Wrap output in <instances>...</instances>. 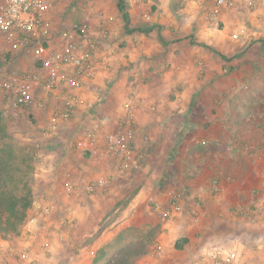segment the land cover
<instances>
[{
  "label": "crops",
  "instance_id": "1",
  "mask_svg": "<svg viewBox=\"0 0 264 264\" xmlns=\"http://www.w3.org/2000/svg\"><path fill=\"white\" fill-rule=\"evenodd\" d=\"M86 2L105 13L110 37L101 40L100 49L111 54L113 62L110 70L96 78L74 81L72 89L78 90L85 101L75 119L107 118L109 123L104 130H117L123 114L122 104L134 89L142 97L135 117L140 125L145 124L144 111L156 105L155 93H170L177 87L182 98L192 106L195 102H204L210 108L219 102L223 108L237 100L244 110L240 119H184V126L196 135L187 146L183 137L179 139L178 191L184 196L171 219L164 220L156 210L160 220L153 221L148 216L135 223L137 219L130 210L144 206L143 198L152 192L143 186L138 198L128 205L130 213L99 233L95 249L65 244L76 238L77 221L75 230L74 226L63 230L60 238L53 239L48 252H38L37 264H119V260H123L121 264H192L197 256L219 248L238 251L239 264H264V215L261 214L264 203V3L253 11L223 13L221 24L238 30L232 36L218 37L213 36L216 27L209 25L201 14V19L198 18V9L191 4L175 11L177 6H170L171 0H159L160 10L154 12L152 21L146 22L143 12L125 1L129 6L126 23L116 0ZM48 13L46 18H51ZM248 28L260 35L253 46H250L252 37L248 36ZM187 29L192 30L190 34ZM93 32L98 35L96 30ZM191 38H196L195 43ZM113 42L120 45L117 51L111 46ZM200 42L219 50L221 55ZM230 43L240 48L236 57L227 60ZM169 62L172 66L167 68ZM227 68L237 77L236 88L224 83ZM200 71L206 76L205 81L200 80ZM232 88L240 93L236 95L237 91L232 92ZM101 133L100 139L105 136ZM136 140L140 142L137 134ZM96 148L94 145L90 152L97 151ZM70 154L62 149V160H55L57 165L51 168L56 177L57 173L61 174L64 161L68 165L62 172L64 180L66 174L73 177L75 173L87 175L98 170V154ZM185 156H189V164L183 159ZM43 159L42 164L48 160L44 155ZM149 166L146 163L143 170L147 172ZM214 182L220 185L217 193L213 191ZM156 198V204L163 207L168 200ZM196 201L202 205L200 218L191 213ZM239 206L256 208L258 213L241 215L237 213ZM64 209L73 215L74 223L76 218H81V207L70 205ZM156 241L161 245L159 251L154 248Z\"/></svg>",
  "mask_w": 264,
  "mask_h": 264
},
{
  "label": "rangeland",
  "instance_id": "2",
  "mask_svg": "<svg viewBox=\"0 0 264 264\" xmlns=\"http://www.w3.org/2000/svg\"><path fill=\"white\" fill-rule=\"evenodd\" d=\"M49 1L52 2L53 8L48 13L51 18L47 17V21L50 25L52 43L58 47L61 44L63 29L81 20L92 6L86 5V0ZM172 4L177 6L175 11H178V7L183 8L181 0H171L169 5L171 6ZM125 7V10L129 8L127 5ZM200 14H198V18L200 17L201 19L202 14ZM182 24L186 26L185 21ZM187 30L189 34L192 31L191 29ZM236 30L238 29L233 26L227 28L224 24H220L214 31L213 36H232L231 34ZM247 31L248 36L252 37L250 46H253L260 39V35L250 32V28ZM191 40L192 43H195L196 38H191ZM200 43L204 47L209 48V50L214 51L216 55L219 56L221 54L219 50L214 49L212 46L206 45L204 42ZM112 45L116 51L120 47L119 44L114 45V42L111 43ZM238 48L240 47L235 46L234 43H230L229 49L226 51L228 54L225 56L226 59L232 60L233 57H236L239 53ZM2 65L14 72L31 71L36 68L32 56L25 54L21 49L11 51L2 61ZM131 66H133V63ZM171 66L172 64L169 62L166 67L170 68ZM226 70L225 77H228L227 82L224 83L233 85L232 87L236 88L237 77L232 75L234 71L228 68ZM201 72H199V78L205 81L206 76ZM234 88H232V92L237 91L236 89L233 91ZM131 92L138 94L135 89ZM238 93L240 91H237L236 95ZM154 97L156 98V105L144 111L145 119H143V123L145 124L140 125L136 121L134 123V141L137 155L142 158L141 169L121 173L116 182L106 191L99 190L92 194H82L75 200L67 196L64 190V176L62 172L68 168V165H65L66 162L61 163V174L57 173V177L55 176L56 172H53L51 167L57 165L55 160H57L56 162L62 160L60 153L62 149H65L72 155L82 154L90 156V154H98L97 158L100 161L98 170L87 175L75 173L73 178L78 182L86 183L97 175L107 174L113 170V162L108 158H104L102 154L104 136L95 142L97 151L94 150L91 153L86 148L79 146V142L83 141L85 136L84 132L86 128L98 116H92L91 119H75V115H73L72 119L67 122L59 119L53 120L51 110L56 105H59V102L54 105L51 104L49 108L43 110L26 108L16 112V110H7L0 97V192L5 189L24 199H31V206L27 209L26 216L35 204H42L44 202L53 203L55 211L51 217L52 223L56 225L55 222H57V226L61 227L64 231L69 229V227H65L66 215H70L75 221L73 215L66 213L64 208L70 205L81 207L79 212L81 218H78V220L76 218L73 227L74 229L78 221V225L75 228L78 230V234L72 242H65V244L79 248L85 246L88 250L95 249V240L100 232L110 229L115 220H122V216L131 211L134 212L137 219L135 223H138L142 217L148 216L153 217V221L156 219L160 220L157 217L159 216L158 211L156 212V197L168 198L167 203L164 204V207H166L169 206L172 195L178 192V173L180 168V161L178 159L179 139L183 137L184 144L187 146L192 143L191 139L196 135L195 132H191L187 127L188 130H183L185 128L184 119H240L243 115L242 110L244 109L238 105L237 100L231 106L223 108L219 102H216L214 107L210 108H207L206 105L204 106V102H195L192 106L182 98L183 96L178 87L170 93L157 92ZM140 98V105L135 112L134 119H136V113L142 104V97L140 96ZM121 115L123 117L122 113ZM223 116L224 118H222ZM98 118L100 119V117ZM104 128L105 126L102 133L100 132L102 135L108 132ZM136 134L140 140L139 143L136 140ZM204 145L203 143L202 146ZM87 151L89 154H87ZM38 154L47 156L48 160L42 164L38 158ZM183 159L189 164V156H185ZM146 163L151 165L147 172L143 170ZM10 177L12 178L9 179ZM143 186L152 191L149 196H143L145 197L143 198L145 200L144 206L134 208L128 212L129 203L133 199L138 198ZM21 203L22 200H20ZM3 218L4 216L2 220ZM62 218L64 219L62 220ZM22 224L18 226L17 230H5L3 226H0V240L17 247ZM79 233L81 236H78ZM119 261H121L119 263L121 264L123 260Z\"/></svg>",
  "mask_w": 264,
  "mask_h": 264
},
{
  "label": "built area",
  "instance_id": "3",
  "mask_svg": "<svg viewBox=\"0 0 264 264\" xmlns=\"http://www.w3.org/2000/svg\"><path fill=\"white\" fill-rule=\"evenodd\" d=\"M125 1L130 7L140 9L146 22L152 21L154 12L160 10L159 0ZM262 3L264 0H181L183 6L194 5L205 21L216 28L221 24L223 13L257 10ZM52 8L53 4L49 0H0V97L7 110L16 112L26 108L43 110L53 103H62L63 107L56 105L53 108V120L67 122L85 104L79 91L72 89L74 81L96 78L112 67L113 56L100 49L101 40L110 37V27L105 13L91 7L81 20L63 29L61 44L57 47L52 43L46 18ZM14 49H21L31 55L36 68L14 72L2 65L5 54ZM140 100L139 94L130 92L122 104L123 117L119 121V128L105 133L102 154L113 162V170L86 183H80L71 174H66L64 190L67 196L74 198L99 190L106 191L121 173L141 169L142 158L137 155L134 141V115ZM89 107L92 108V104ZM107 123V118L93 119L79 146L90 151ZM38 158L41 163L44 161L43 154H38ZM213 191H220L217 182L213 184ZM183 196L178 191L170 198L169 206L156 205V210L164 220L174 216ZM54 211L53 203L35 204L22 224L17 247L0 240V264H37L38 252H47L53 239L60 238L63 231L52 223ZM191 213L195 218H200V201L194 202ZM237 213L250 216L256 215L258 210L239 206ZM261 214L264 215V203ZM65 220L66 228L74 226L70 215ZM154 248L156 251L161 249L158 241L154 243ZM239 258L234 248H219L197 256L192 264H239Z\"/></svg>",
  "mask_w": 264,
  "mask_h": 264
},
{
  "label": "trees",
  "instance_id": "4",
  "mask_svg": "<svg viewBox=\"0 0 264 264\" xmlns=\"http://www.w3.org/2000/svg\"><path fill=\"white\" fill-rule=\"evenodd\" d=\"M117 6L119 10L123 13L126 23L129 22V13L125 10V0H117ZM10 52L6 53V56ZM221 55V54H220ZM224 56V55H222ZM75 115V114H74ZM186 128V127H185ZM87 154L89 152L87 151ZM10 177L9 179H11ZM20 200L22 203L20 204ZM31 206V199H24L3 189L0 192V226L5 228V230H17L18 226L22 224L26 217L27 209ZM4 216L3 220L2 217ZM179 246L178 244L176 245Z\"/></svg>",
  "mask_w": 264,
  "mask_h": 264
}]
</instances>
